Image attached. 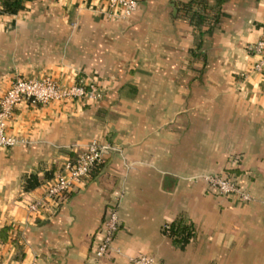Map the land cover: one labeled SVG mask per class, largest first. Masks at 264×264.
<instances>
[{"label":"crops","instance_id":"obj_1","mask_svg":"<svg viewBox=\"0 0 264 264\" xmlns=\"http://www.w3.org/2000/svg\"><path fill=\"white\" fill-rule=\"evenodd\" d=\"M137 0L126 17L104 0H23L0 12V96L15 75L63 84L97 80V100H20L0 146V258L15 264H264V0ZM191 12V19L188 14ZM92 140L96 170L59 201L44 187ZM201 173H230L250 197L209 190ZM33 175L36 185L24 188ZM115 191L119 225L99 257ZM42 206L29 210L27 203ZM188 227L180 245L165 226Z\"/></svg>","mask_w":264,"mask_h":264},{"label":"built area","instance_id":"obj_2","mask_svg":"<svg viewBox=\"0 0 264 264\" xmlns=\"http://www.w3.org/2000/svg\"><path fill=\"white\" fill-rule=\"evenodd\" d=\"M107 9V16L121 19L128 16L137 6V0H104ZM247 49L256 55L252 68L260 70L264 65V25L261 37L249 43ZM106 85L97 80L74 81L63 84L49 76L31 77L15 75L10 80L5 91L0 96V146H11L17 139L5 131L8 118L13 112L14 106L20 100H28L31 103H47L52 100L64 101L69 98L87 99L95 101L106 91ZM110 148L105 143L92 140L84 149L75 154L73 158L67 159L63 164L65 173L58 171L51 181L44 187V195L52 201H59L71 187L89 172L90 168L102 159L103 153ZM205 181L209 190L218 194L237 195L240 199H249L250 194L242 189L237 183L235 175L230 173H201L198 175ZM120 192L115 191L113 199L107 204L104 218L101 223V236L93 247V255L99 257L109 253L112 249V240L119 225L117 205ZM40 199L27 203L29 210H36L41 207ZM131 264H156L154 259L145 253H138L130 257ZM0 264H15L12 261L0 258ZM95 264V262L93 263Z\"/></svg>","mask_w":264,"mask_h":264},{"label":"trees","instance_id":"obj_3","mask_svg":"<svg viewBox=\"0 0 264 264\" xmlns=\"http://www.w3.org/2000/svg\"><path fill=\"white\" fill-rule=\"evenodd\" d=\"M194 0H186L184 2L179 3V7L182 8L183 13H187V10L190 9L191 3ZM23 6V0H0V12H9L13 13L19 8ZM189 19H191V12L188 14ZM102 162V159L95 163L89 170L88 174L92 173L94 170L97 169L99 164ZM38 183V180L35 176L29 175L26 178L24 188H29L33 185H36ZM165 228L168 230V233L172 236L178 235V237H174L175 241L178 242L180 245H183V243L187 240L188 236V227L187 225L181 223V222H172L169 225L165 226Z\"/></svg>","mask_w":264,"mask_h":264},{"label":"water","instance_id":"obj_4","mask_svg":"<svg viewBox=\"0 0 264 264\" xmlns=\"http://www.w3.org/2000/svg\"><path fill=\"white\" fill-rule=\"evenodd\" d=\"M110 150H111V148H107V149H106V151H110Z\"/></svg>","mask_w":264,"mask_h":264}]
</instances>
